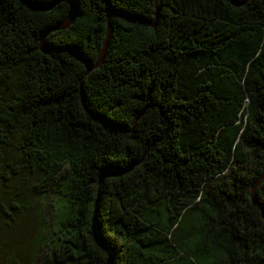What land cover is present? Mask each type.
<instances>
[{
  "label": "trees",
  "instance_id": "obj_1",
  "mask_svg": "<svg viewBox=\"0 0 264 264\" xmlns=\"http://www.w3.org/2000/svg\"><path fill=\"white\" fill-rule=\"evenodd\" d=\"M26 1L0 0L14 263L264 264V0ZM110 13L86 74L65 49L95 63Z\"/></svg>",
  "mask_w": 264,
  "mask_h": 264
},
{
  "label": "water",
  "instance_id": "obj_2",
  "mask_svg": "<svg viewBox=\"0 0 264 264\" xmlns=\"http://www.w3.org/2000/svg\"><path fill=\"white\" fill-rule=\"evenodd\" d=\"M20 1L23 4L27 5L31 9H39V8H41L39 6H36V5H33V4L29 3V2H27L26 0H20ZM155 2H157V0ZM46 9H48V7H46ZM115 14L118 15V16H120V17H122V18H125V19L138 21V22L143 23V24H148L151 27H154L155 26V22H156V20H154L153 23H147L145 20H142L139 17H132L130 15H126V14H122V13H115ZM111 15H113V13H110L108 15V18H107V34H106V37H105V41H104V44H103V48H102V50L100 52V55H99L98 60L95 63H93L90 60H88L79 51H76V50H73V49H65V51H67L73 58H75L76 60H78L79 62H81L85 66L86 74H88L91 71H93L94 69L98 68L101 65V63H102V61L104 59L105 52H106V48H107V45H108L109 34L111 32V28H110V17H111ZM74 16H75L74 15V10H73V7H72L71 12H70L68 18L64 22H62L61 24H59L57 27L53 28L52 30H54V29H56V30L57 29L63 30L65 28H67L70 25L71 21L73 20ZM155 16L156 17L158 16V8H156ZM39 49H40V51L42 53H45V54H49V53H52V52H55V51L58 50V49L51 48L45 42L44 36L40 40ZM263 179H264V175L254 185V187H253V189L251 191V201L253 202V204L255 206L259 207V209L261 210V213L264 215V209H263L262 205L258 202L257 197L255 195V188L260 183V181L263 180Z\"/></svg>",
  "mask_w": 264,
  "mask_h": 264
},
{
  "label": "rangeland",
  "instance_id": "obj_3",
  "mask_svg": "<svg viewBox=\"0 0 264 264\" xmlns=\"http://www.w3.org/2000/svg\"><path fill=\"white\" fill-rule=\"evenodd\" d=\"M0 153L1 162L10 155L7 149L0 150ZM29 180L31 181V178ZM25 215L17 220L16 227L7 230L0 228V264H15L12 258L15 255L14 251L18 250L21 245H28L33 241L35 237L34 221L29 214Z\"/></svg>",
  "mask_w": 264,
  "mask_h": 264
}]
</instances>
